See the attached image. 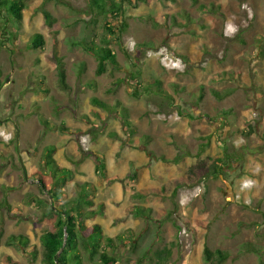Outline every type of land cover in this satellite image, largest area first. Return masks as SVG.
I'll return each mask as SVG.
<instances>
[{
  "label": "rangeland",
  "instance_id": "1",
  "mask_svg": "<svg viewBox=\"0 0 264 264\" xmlns=\"http://www.w3.org/2000/svg\"><path fill=\"white\" fill-rule=\"evenodd\" d=\"M25 2L21 24L0 11V132L11 136H0V201L12 208L0 210V264L6 256L42 264L40 237L55 228L36 206L38 199L52 202L38 178L52 145L57 165L71 171L58 208L84 184H96L101 157L116 176L89 194L106 204L105 215L85 222L100 224L116 241L107 250L117 264L143 252L145 264H208L206 247L229 252L221 264L264 262V0H132L137 6L124 3L122 21L97 14L87 0ZM43 10L55 19L52 26ZM229 24L236 31L226 35ZM52 32H58L67 91L52 57ZM34 34L43 35L42 49L31 47ZM83 40L107 42L118 66L108 64L98 76L97 57L75 44ZM153 80L162 94L149 91ZM143 136L151 138L146 148ZM207 158L222 174L176 195L134 197L170 188ZM133 206L151 209L152 220L130 213ZM12 235L28 237V247L8 246ZM118 236L138 240L137 255ZM243 243L262 253L243 250Z\"/></svg>",
  "mask_w": 264,
  "mask_h": 264
},
{
  "label": "trees",
  "instance_id": "2",
  "mask_svg": "<svg viewBox=\"0 0 264 264\" xmlns=\"http://www.w3.org/2000/svg\"><path fill=\"white\" fill-rule=\"evenodd\" d=\"M90 9L95 11L97 14L103 16H111L114 18H121L122 21L124 16L123 5L129 2L134 7L137 6L136 3H132V0H87ZM137 1H147V0H137ZM194 3H199L198 0H192ZM201 10L205 12H210L211 9L208 6L200 5ZM5 10L8 12L11 21L21 24L24 18V11L27 10V4L25 0H0V11ZM43 16L49 26H52L55 22L53 16L46 10L42 11ZM187 18V17H186ZM121 29L127 28V24H121ZM112 31L110 26L107 28ZM52 57L55 60L59 84L61 88L65 91L69 90L70 86L67 83L66 70L63 64L62 58L59 56V40L58 32H52ZM75 44L84 48L90 54H94L98 59V67L96 74L101 76L106 73V68L108 64L116 67L118 66V61L115 54L111 51L106 42L105 45L98 46L93 40L79 41ZM30 45L34 50L42 49L45 45V40L42 34H34L31 38ZM42 83V82H41ZM44 85L42 83L40 89ZM150 89L155 87L158 94H162L161 82L159 80H153L150 84ZM152 86V87H151ZM141 87V84H138ZM212 93L218 99H223L225 93L212 90ZM93 103L95 105L102 106L104 109H109L110 107L99 101L97 98H93ZM123 114L126 116V127H130V120L127 116V110L122 109ZM97 114V112H96ZM226 114L225 112L222 113ZM85 118L87 116H84ZM60 130L63 133H68L69 130L65 126H62ZM114 139H119V136L112 132L110 134ZM143 147H148L151 143V138L149 136H143ZM113 139V140H114ZM145 140H147L145 142ZM56 146H47L44 152V171L39 173L38 187L42 193L49 194L52 202L49 204L44 200L38 199L37 205L43 208V217L49 221L54 222V230L46 231L40 237V241L43 247L42 251V264H84L87 260L89 264H117L119 259L110 254L107 248L115 250L117 247L116 241L105 235L100 224H93L87 226L86 220H95L99 216H104L106 212V204L96 203L95 200L89 196L90 193L97 191L99 188L110 185L115 178L108 176L107 163L101 157L100 161L98 158V165H96V172L98 174L97 182L86 183L82 186V192L76 199L65 201L63 204L56 206L59 203L60 198H63L60 190L65 187L67 181L71 175V171L67 168L60 167L54 158L56 154ZM100 156V154H99ZM102 156V155H101ZM104 157V156H103ZM222 167H218L212 159L207 158L205 160L197 159L196 162L190 166L187 171L186 176L175 179L170 188L163 187L160 190L148 189L135 194L136 199L146 198L150 195H168L169 192L176 195L180 189L183 188H193L198 186L203 180L222 174ZM51 185V186H50ZM30 199V198H29ZM30 201V200H29ZM34 201V200H33ZM57 207V208H56ZM6 209L9 212L12 211L11 205L8 201H0V210ZM130 213H134L136 216L147 218L152 220L153 216L151 209L140 208L139 206H133L128 209ZM2 236V233H0ZM117 240L124 244L127 251L131 255H137L139 250V242L127 239L126 236H118ZM7 245H17L23 249H26L29 245V238L24 235H12L7 240ZM243 250L251 252L254 254H261L260 248L256 247L252 243H243ZM205 261L208 264H221L230 258V254L227 251H222L220 249L213 251L209 247L204 250ZM37 255V253H35ZM147 260V255L145 252L142 255H137L135 259H127V264H145ZM5 264H21V262L14 260L10 256H6L3 259ZM261 264H264L262 262Z\"/></svg>",
  "mask_w": 264,
  "mask_h": 264
},
{
  "label": "clouds",
  "instance_id": "3",
  "mask_svg": "<svg viewBox=\"0 0 264 264\" xmlns=\"http://www.w3.org/2000/svg\"><path fill=\"white\" fill-rule=\"evenodd\" d=\"M235 31H236V28L233 25L229 24L225 34L230 35L234 33ZM0 136H4L5 140H8L11 138L10 134L6 135L4 132H0Z\"/></svg>",
  "mask_w": 264,
  "mask_h": 264
},
{
  "label": "crops",
  "instance_id": "4",
  "mask_svg": "<svg viewBox=\"0 0 264 264\" xmlns=\"http://www.w3.org/2000/svg\"><path fill=\"white\" fill-rule=\"evenodd\" d=\"M107 171H108V167H107ZM108 176H109V177H112V176H110L109 174H108ZM113 178H116V176H114Z\"/></svg>",
  "mask_w": 264,
  "mask_h": 264
}]
</instances>
